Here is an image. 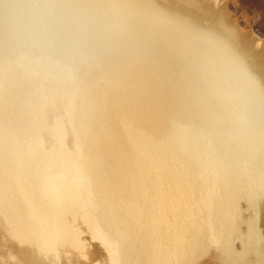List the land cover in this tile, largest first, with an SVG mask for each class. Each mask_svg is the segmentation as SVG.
<instances>
[{
    "label": "bare ground",
    "instance_id": "1",
    "mask_svg": "<svg viewBox=\"0 0 264 264\" xmlns=\"http://www.w3.org/2000/svg\"><path fill=\"white\" fill-rule=\"evenodd\" d=\"M231 3L0 0V264H264V38Z\"/></svg>",
    "mask_w": 264,
    "mask_h": 264
},
{
    "label": "rangeland",
    "instance_id": "2",
    "mask_svg": "<svg viewBox=\"0 0 264 264\" xmlns=\"http://www.w3.org/2000/svg\"><path fill=\"white\" fill-rule=\"evenodd\" d=\"M242 5V6H238L236 8V5L234 3H231L230 4V8L231 10H236L238 9L239 7L242 8L243 10H245V12L247 11L248 14L250 15V17L253 19V28H254V31L262 38H264V0H238ZM238 9L240 10V14L241 12H243L242 9ZM245 8V9H244ZM246 12V13H247ZM259 16H258V15ZM258 16V18L256 17ZM255 23V24H254ZM241 26L242 28L245 27V23L244 21L241 20ZM243 24V25H242ZM1 123V126L3 129L5 128L4 124L2 122ZM202 221H205L206 218L205 217H202L201 219H203ZM201 223V222H200ZM206 222H203L202 225L204 224L205 225ZM201 226V225H200ZM187 237L189 236L188 234H186ZM186 235H184L186 237Z\"/></svg>",
    "mask_w": 264,
    "mask_h": 264
}]
</instances>
